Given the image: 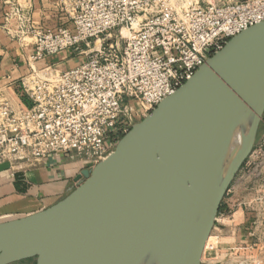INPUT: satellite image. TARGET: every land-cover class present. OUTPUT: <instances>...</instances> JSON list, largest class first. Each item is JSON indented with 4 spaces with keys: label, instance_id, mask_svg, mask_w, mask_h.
Masks as SVG:
<instances>
[{
    "label": "water",
    "instance_id": "obj_1",
    "mask_svg": "<svg viewBox=\"0 0 264 264\" xmlns=\"http://www.w3.org/2000/svg\"><path fill=\"white\" fill-rule=\"evenodd\" d=\"M264 119V21L229 40L63 200L0 223V264H202Z\"/></svg>",
    "mask_w": 264,
    "mask_h": 264
},
{
    "label": "built area",
    "instance_id": "obj_2",
    "mask_svg": "<svg viewBox=\"0 0 264 264\" xmlns=\"http://www.w3.org/2000/svg\"><path fill=\"white\" fill-rule=\"evenodd\" d=\"M52 3L69 26L37 29L16 3L5 13L8 33L16 22L17 37L32 40V62L69 52L78 57L66 70L31 67L19 81L28 109L0 93V165L13 170L57 153L93 168L209 57L264 21V0L182 8L172 0ZM255 154L264 158V137Z\"/></svg>",
    "mask_w": 264,
    "mask_h": 264
},
{
    "label": "crops",
    "instance_id": "obj_3",
    "mask_svg": "<svg viewBox=\"0 0 264 264\" xmlns=\"http://www.w3.org/2000/svg\"><path fill=\"white\" fill-rule=\"evenodd\" d=\"M15 3L30 15L37 29H56L70 24L52 0H0V93L15 105H21L14 88L19 86L22 77L30 73L31 67L43 69L47 65L59 64L62 70H66L75 66L76 59L69 61L73 55L69 52L32 62V40L17 37L13 32L16 22L11 25V34L7 31L5 13L10 4ZM87 169L74 154L65 153L53 154L36 166L22 170H13L8 164L0 165V223L35 214L57 204L75 189L77 177ZM226 204L216 222L214 232L218 243L214 244L211 252H235L218 254V260L212 253L210 259L205 260L207 251L202 264H256L262 251L257 237L260 213Z\"/></svg>",
    "mask_w": 264,
    "mask_h": 264
},
{
    "label": "rangeland",
    "instance_id": "obj_4",
    "mask_svg": "<svg viewBox=\"0 0 264 264\" xmlns=\"http://www.w3.org/2000/svg\"><path fill=\"white\" fill-rule=\"evenodd\" d=\"M172 1L177 8H182L184 6L195 4L197 2H199L201 6H206L209 3L215 5H223L232 2H244L247 0H172ZM73 58H76L74 54L72 55V59H69V61H73ZM263 137H264V119L259 129L256 145H258V143L260 142V140H262ZM121 139L122 137L118 140V142ZM116 145L112 149L113 151L115 150ZM248 159L249 161L247 162V165H245V167H243L240 170L236 179L234 180L230 188L231 193L229 194V196H226V198L223 201V205L226 206L227 205L226 203H230L232 205L234 204L236 207H238V209L241 208L254 209V211L260 213V218L257 223L258 224L257 237L261 242L260 246H262V251L261 254L259 255V258L257 259L256 264H264V158L258 157L256 154L252 155L251 153ZM216 236L217 234L213 231L211 235L212 237L210 242L211 245L218 243V241L215 239ZM234 252L235 251H226V250L225 251L220 250L219 252H217L216 250L211 252L210 250H208L207 255H205V260L210 259L212 253L216 254L214 255L215 258L216 256H219L218 254H224V253L232 254ZM216 259L218 260V257H216ZM21 264H35V260H28Z\"/></svg>",
    "mask_w": 264,
    "mask_h": 264
},
{
    "label": "trees",
    "instance_id": "obj_5",
    "mask_svg": "<svg viewBox=\"0 0 264 264\" xmlns=\"http://www.w3.org/2000/svg\"><path fill=\"white\" fill-rule=\"evenodd\" d=\"M14 93H15V96L17 97V99H18V101H19V103L21 104L22 107H24L25 109L30 108L29 102H28L26 96H24L22 94V91H21L19 86H16L14 88ZM224 209H225V205H222L221 208H220V213H222L224 211ZM21 263H24V262H21Z\"/></svg>",
    "mask_w": 264,
    "mask_h": 264
},
{
    "label": "bare ground",
    "instance_id": "obj_6",
    "mask_svg": "<svg viewBox=\"0 0 264 264\" xmlns=\"http://www.w3.org/2000/svg\"><path fill=\"white\" fill-rule=\"evenodd\" d=\"M210 239H211V237L209 238V240H208V242H207V245H206V248H205V252H207L208 250H210V251H212L211 250V247H214L215 245H211L210 244ZM205 252H204V254H205ZM204 254H203V258H204ZM203 260V259H202Z\"/></svg>",
    "mask_w": 264,
    "mask_h": 264
}]
</instances>
